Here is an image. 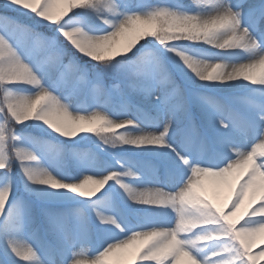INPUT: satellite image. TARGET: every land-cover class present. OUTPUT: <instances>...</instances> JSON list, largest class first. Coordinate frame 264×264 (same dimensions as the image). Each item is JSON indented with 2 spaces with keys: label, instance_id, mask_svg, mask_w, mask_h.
Segmentation results:
<instances>
[{
  "label": "snow or ice",
  "instance_id": "snow-or-ice-1",
  "mask_svg": "<svg viewBox=\"0 0 264 264\" xmlns=\"http://www.w3.org/2000/svg\"><path fill=\"white\" fill-rule=\"evenodd\" d=\"M257 233L264 0H0V264H257Z\"/></svg>",
  "mask_w": 264,
  "mask_h": 264
},
{
  "label": "rangeland",
  "instance_id": "rangeland-1",
  "mask_svg": "<svg viewBox=\"0 0 264 264\" xmlns=\"http://www.w3.org/2000/svg\"><path fill=\"white\" fill-rule=\"evenodd\" d=\"M226 195V192H220L219 194H217V196L215 197L217 203H223L224 199L226 198ZM262 242H264V234L257 233L253 237H251L253 252H255L257 248L262 246ZM256 260L257 264H264V256H257Z\"/></svg>",
  "mask_w": 264,
  "mask_h": 264
},
{
  "label": "trees",
  "instance_id": "trees-1",
  "mask_svg": "<svg viewBox=\"0 0 264 264\" xmlns=\"http://www.w3.org/2000/svg\"><path fill=\"white\" fill-rule=\"evenodd\" d=\"M185 2H190V0H185Z\"/></svg>",
  "mask_w": 264,
  "mask_h": 264
}]
</instances>
